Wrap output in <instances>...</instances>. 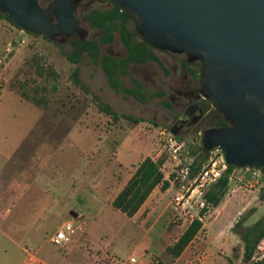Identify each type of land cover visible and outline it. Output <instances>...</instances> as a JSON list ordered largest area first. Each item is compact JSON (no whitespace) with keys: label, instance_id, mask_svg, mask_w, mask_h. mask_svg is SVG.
Returning a JSON list of instances; mask_svg holds the SVG:
<instances>
[{"label":"rangeland","instance_id":"obj_1","mask_svg":"<svg viewBox=\"0 0 264 264\" xmlns=\"http://www.w3.org/2000/svg\"><path fill=\"white\" fill-rule=\"evenodd\" d=\"M45 7V4L42 3ZM112 7L109 0H82L77 7L76 16L84 30L86 39H98L102 31L91 29L84 21L83 16L93 9H108ZM6 43V45H4ZM11 44L15 51L10 62L0 72V127L15 129L25 122L27 112L37 113V109L25 110L18 102L15 92L9 91V69L12 63L21 62L30 54H37L43 63L52 65L59 73L58 89L53 97V102L47 110H41L44 121H49L60 127L61 131L69 132L77 127L82 133L68 134V140L61 143L58 152L62 161L68 160L75 148L70 149V144L76 145L83 152L84 171L88 168L87 161L91 158V147L94 150L98 145V176L91 187L84 191L81 206L87 213L86 222L89 230L81 220H73V224L80 226L81 230L74 238L72 244L61 249L49 242V238L62 224L65 217H56L51 220L44 215L34 218L30 215L19 223L16 231L10 232L9 237L19 242L23 248H31L40 255L45 252L55 251L68 254L77 258L80 264L88 257L99 261L100 264H139L137 253L132 254L136 246L140 245L146 230L157 221L160 227L157 230V240L149 245H144L140 257L144 264H149L153 258H159L166 264H264V258L244 262L242 260L241 237L247 227L264 217V190H239L234 196L225 195L217 208H210L203 216V227L192 246L187 248L177 260H172L165 252V245L172 243L185 229V222L169 227L172 215L175 212L171 204L175 187L170 183L167 190L159 188L153 192L150 202L132 219H128L120 212L114 210L101 196L103 188L110 183L106 190L109 203L113 200L115 192L122 188L130 177L133 169L118 170V163L137 165L143 158L150 157L163 160L162 172L165 177H172L174 163L169 158L165 148L159 140V132L170 129L174 122L183 118L184 111L190 107L194 114L199 116V106L202 107L203 116L192 123L181 135H177L189 151L191 160L200 157L199 153L192 155L188 147L199 152L200 133L208 129L220 117L213 113L209 103L200 100V85L184 67L187 58L184 54H175L169 51L155 50L164 69L155 62L143 65H130L131 74L138 78L149 90L162 91L164 97L151 100L142 105L130 97L118 95L108 86L101 67L90 62L84 57L79 64V78L86 87L84 91L75 85L71 79L74 66L70 64L65 54L71 51L68 37L59 36L47 38L34 36L15 29L4 21L0 24V55ZM102 54L122 57L125 51L116 39L112 44L100 45ZM193 71L198 70L197 61L189 66ZM200 72V70H199ZM124 84L129 87L128 78ZM197 95L199 97L197 98ZM99 96L101 100L110 105L118 114H128L142 118L143 122L131 128L127 122L120 120L113 122L110 117L98 110L92 97ZM203 99V98H202ZM198 100V101H196ZM63 102V106L58 105ZM170 104V108L161 105V102ZM54 108L61 110L56 118L51 117ZM215 111V110H214ZM27 115V114H26ZM21 122V123H20ZM155 123L157 126L153 125ZM125 144V146H121ZM81 147V148H80ZM78 151V150H77ZM118 152V158L115 154ZM57 155V156H58ZM212 156V154H209ZM57 159V157H56ZM55 163V160L54 162ZM62 163V162H61ZM95 164H93L94 167ZM64 168V167H63ZM63 174V172L61 173ZM59 175H56L58 178ZM89 173H84L83 180L91 179ZM98 192V193H97ZM97 194L99 197L97 198ZM104 197V198H103ZM110 198V197H109ZM103 206V207H102ZM102 207V209H100ZM100 209V210H99ZM80 216V215H79ZM68 219H71L67 215ZM239 223V226H237ZM104 224L112 226L115 231L106 230ZM88 232V233H87ZM94 234L97 245L88 246L87 238ZM90 237H93L92 235ZM91 243V242H89ZM73 251H69L71 247ZM233 248H240V257H233ZM70 252V253H69ZM19 264L26 257L19 254ZM135 258L136 262H132ZM38 264V261L35 262Z\"/></svg>","mask_w":264,"mask_h":264},{"label":"water","instance_id":"obj_2","mask_svg":"<svg viewBox=\"0 0 264 264\" xmlns=\"http://www.w3.org/2000/svg\"><path fill=\"white\" fill-rule=\"evenodd\" d=\"M109 1L133 18L146 43L200 62V96L226 122L203 130L200 144L217 150L226 168L264 177V0ZM80 2L51 0L43 7L40 0H0V12L25 33L84 40Z\"/></svg>","mask_w":264,"mask_h":264},{"label":"trees","instance_id":"obj_3","mask_svg":"<svg viewBox=\"0 0 264 264\" xmlns=\"http://www.w3.org/2000/svg\"><path fill=\"white\" fill-rule=\"evenodd\" d=\"M40 2L48 6L51 0H40ZM8 22L15 29V26L5 13L0 12V24ZM83 21L91 28L102 31L98 39L75 40L68 38L71 51L66 53L67 61L74 66L71 79L73 83L84 91H87L84 84L79 78V64L84 57H87L91 63L99 65L102 73L106 78L108 86L118 95L130 97L136 102L146 105L151 100L164 97L162 91L149 90L138 78L134 77L129 67L131 64L143 65L148 62H155L164 69L158 56L155 54V48L146 43L137 33L133 18L121 10L116 4L112 3V7L108 9H93L83 16ZM30 34V33H28ZM34 35V34H31ZM39 36V35H34ZM44 37V36H43ZM118 40L125 51V55L119 58L108 54H102L100 45L112 44ZM6 45V43L4 44ZM4 51L1 53L0 57ZM193 64V63H192ZM188 61L184 67L190 71L194 79L201 84L199 76L200 63L198 70L193 71L189 68L192 65ZM8 88L14 91L22 101L41 109L47 110L53 102V97L58 89L59 73L52 65L42 62L37 54H30L22 59L21 62H14L9 69ZM128 78L130 86L124 84V79ZM99 111L111 118L113 122L123 120L133 128L143 122L142 118L133 117L128 114H118L112 107L104 103L99 96L92 97ZM209 103V101H205ZM63 106L62 101H58V105ZM161 105L170 108V104L162 101ZM61 110L54 108L51 117L56 118ZM220 118L216 120L212 126L223 127L226 125L223 117L213 110ZM156 127L157 125L153 123ZM177 139L182 142L180 138ZM183 143V142H182ZM186 147V146H185ZM192 155L199 153L200 157L192 163V172L194 173L200 165L209 157V152L203 149L200 144L199 152L188 147ZM163 160L157 161L150 157L143 158L136 167L133 175L123 186L121 191L111 201V207L120 212L128 219H132L149 198L151 193L159 188L165 191L169 188V181L165 180L162 172ZM236 167H227L218 182L208 188L205 193V199L209 208H217L226 195V190L230 183V175ZM264 198V195H263ZM203 211L201 216L204 215ZM181 223L172 222L169 227L179 225ZM185 229L172 243L165 245V252L172 260H177L182 253L192 246L203 227V222L198 219H188L185 222ZM239 226V223H237ZM264 237V217L255 222L252 226L247 227L241 237L242 260L250 262L254 255L255 249L259 241ZM240 248H233V257H240ZM149 264H166L159 258H153Z\"/></svg>","mask_w":264,"mask_h":264},{"label":"crops","instance_id":"obj_4","mask_svg":"<svg viewBox=\"0 0 264 264\" xmlns=\"http://www.w3.org/2000/svg\"><path fill=\"white\" fill-rule=\"evenodd\" d=\"M18 98L19 104L25 110L36 108L22 101L19 96ZM36 109L37 113L29 114L27 112L24 118L25 122L19 124L15 129L0 127V264H19V254L20 252L24 254L23 247L25 246H21L19 242L10 238L9 233L16 231L19 223L24 221L26 216L30 215L31 218H34V222L38 220L37 217L42 215L50 220L56 217H65L62 224L66 222L73 223L72 219H76L81 220V222H76V224H83L85 231L90 228L85 221L87 213L84 212L81 201L84 191L91 187L92 181L98 176L97 152L99 147L97 144H95L94 150L91 147L89 152L91 153V158L87 161L88 168L86 167V171H84L86 162L85 164L83 162V152L76 145H69L70 149L75 148L76 150L70 158H67L66 162L62 161V156L58 155L61 143L68 140V134L76 131L81 134L82 131L77 127L70 129L69 132L61 131L60 127L54 125V123L44 121L43 112L38 108ZM121 146H125V144ZM115 156L118 158V152H116ZM54 160L55 163H53ZM93 164H95L94 167ZM138 164L133 166L132 163L119 162L118 170L132 166L133 172H131L129 180ZM162 165L164 166V164ZM62 172L63 174H61ZM85 172L89 173L91 179H86L84 182L83 175ZM56 175H59L58 178ZM164 178L170 184V177L164 176ZM128 180L125 181L124 185ZM109 185L110 183L104 186L103 194H101V196L105 197V202L108 206L110 205L109 199L112 198L108 194L109 190H106ZM122 188L115 192L113 199ZM153 192L138 213L150 202ZM98 197L99 194H97ZM71 213H77V217H73ZM67 215L71 219H68ZM159 227L160 225L157 224V221L152 224L146 230L140 245L136 246L132 254H130L137 253L139 264H144L143 260L140 259L141 253L144 251V245H149L157 240ZM103 228L107 231H115L108 224H104ZM91 235L93 237H90ZM91 235L87 238L88 246H98V243L94 242L96 241L95 235ZM74 248L72 246L69 251H73ZM35 260L41 264H80L77 258H73L68 254H61L59 251L58 253L55 251L45 252L42 255L36 251ZM83 263L100 264L99 261L90 257L86 258ZM21 264L36 263L35 261L28 263L26 257H24Z\"/></svg>","mask_w":264,"mask_h":264},{"label":"built area","instance_id":"obj_5","mask_svg":"<svg viewBox=\"0 0 264 264\" xmlns=\"http://www.w3.org/2000/svg\"><path fill=\"white\" fill-rule=\"evenodd\" d=\"M14 51V46L9 44L0 57V72L10 62ZM159 140L174 163L173 174L170 177V183L176 189L171 199V204L175 209L171 218L172 222L182 223L188 219L202 221L203 216L210 209L205 199V193L210 186L218 182L226 170L219 152L217 150L209 152L212 156H209L193 173V160L188 158L189 151L176 136L170 133L169 129L164 128L159 132ZM241 189L264 190V177L254 170L235 168L230 175L226 195L234 196ZM203 211H205L204 215L201 216ZM80 230V226L66 222L54 232L49 241L58 248L65 249L72 244ZM23 252L28 263L36 262V252L33 249L23 248ZM259 258H264V237L257 244L252 260ZM131 261L135 262V259L131 258ZM38 264L41 263L38 262Z\"/></svg>","mask_w":264,"mask_h":264},{"label":"flooded vegetation","instance_id":"obj_6","mask_svg":"<svg viewBox=\"0 0 264 264\" xmlns=\"http://www.w3.org/2000/svg\"><path fill=\"white\" fill-rule=\"evenodd\" d=\"M82 1V0H81ZM79 6V5H78ZM114 57V56H113ZM117 58V57H116ZM189 63H194V62H189ZM198 63H200V62H198L197 61V64ZM129 70H130V67H129ZM190 72V71H189ZM196 96H197V98L199 97V95H197L196 94ZM200 100H203V101H207V100H205V99H200ZM196 101H198V100H196ZM197 106H199V116H197L196 114H192L191 116H188V115H186V112H188V111H190V107H188L185 111H184V113H183V115H184V117L183 118H181V119H179L177 122H174L173 123V125H172V127H173V129H174V131H176L177 132V135L179 136V135H181L182 134V132L185 130V129H187L192 123H194V122H196V121H198V118H201L202 116H203V112H202V107H201V105L200 104H197Z\"/></svg>","mask_w":264,"mask_h":264}]
</instances>
